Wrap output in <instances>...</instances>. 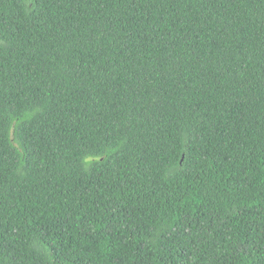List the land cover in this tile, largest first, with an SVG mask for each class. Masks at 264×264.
<instances>
[{
	"label": "trees",
	"instance_id": "trees-1",
	"mask_svg": "<svg viewBox=\"0 0 264 264\" xmlns=\"http://www.w3.org/2000/svg\"><path fill=\"white\" fill-rule=\"evenodd\" d=\"M0 264H264V0H0Z\"/></svg>",
	"mask_w": 264,
	"mask_h": 264
}]
</instances>
